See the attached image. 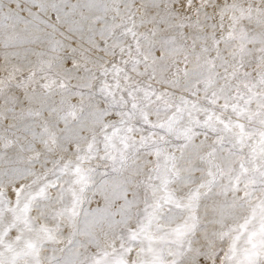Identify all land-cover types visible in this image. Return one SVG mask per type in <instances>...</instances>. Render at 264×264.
I'll return each instance as SVG.
<instances>
[{
  "label": "snow or ice",
  "instance_id": "snow-or-ice-1",
  "mask_svg": "<svg viewBox=\"0 0 264 264\" xmlns=\"http://www.w3.org/2000/svg\"><path fill=\"white\" fill-rule=\"evenodd\" d=\"M0 264H264V0H0Z\"/></svg>",
  "mask_w": 264,
  "mask_h": 264
}]
</instances>
